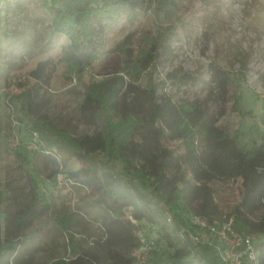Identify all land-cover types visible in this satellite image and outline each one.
Segmentation results:
<instances>
[{
	"label": "trees",
	"instance_id": "1",
	"mask_svg": "<svg viewBox=\"0 0 264 264\" xmlns=\"http://www.w3.org/2000/svg\"><path fill=\"white\" fill-rule=\"evenodd\" d=\"M4 1L0 0V42ZM46 5L53 15L54 32L67 41L56 59L39 60L29 73L31 78L19 82V111L50 146L82 160L79 171L90 186V205L99 209L96 217L106 232L105 252L75 250L71 257L49 264H132V251L144 226L155 229L158 242L170 249L163 264H227L213 247L190 245L179 236L182 227L190 226V213L215 219L221 217V211L216 186L194 182L179 154L164 155L165 143L175 140L208 178L220 181L235 175L240 180L242 193L234 210L235 224L240 230L259 234V264H264V131L259 143L247 147L241 143L245 132L231 134L219 125L231 99L235 109L241 110V93L235 89L239 84L230 70L211 61L213 85L207 94L176 101L166 87L180 88L196 76L179 66L159 83L138 84L141 71L155 62L160 36L145 35L136 56L130 33L117 51L131 69L132 80L123 87L114 81L92 84L80 104L81 116L91 132L73 134L33 102L28 86L31 79L50 83L58 64L64 66L66 77L82 75L100 58L107 31L120 20L132 22L142 9L170 17L180 0H48ZM23 162L32 185L30 205L12 212L0 190V264H31L17 261V255L32 235L35 220L50 211L30 171V162Z\"/></svg>",
	"mask_w": 264,
	"mask_h": 264
},
{
	"label": "rangeland",
	"instance_id": "2",
	"mask_svg": "<svg viewBox=\"0 0 264 264\" xmlns=\"http://www.w3.org/2000/svg\"><path fill=\"white\" fill-rule=\"evenodd\" d=\"M48 0H5L1 8L3 30L0 42V190L7 196L5 205L12 212L29 208L31 180L24 171L23 159L39 183V192L50 211L38 217L32 235L22 245L17 261L49 264L73 251L105 252L106 232L91 206L90 186L83 173L82 160L50 146L31 129V122L19 111V82H26L39 60L56 59L66 37L54 32ZM133 33L134 52L139 55L143 37L159 38L154 64L141 71L142 86L165 80L166 73L182 67L196 79L180 88L168 85L176 101L204 97L210 86L209 64L217 61L232 72L241 110L231 99L219 125L228 132H245L241 143L247 147L261 141L264 128V0H180L175 14L165 17L142 9L132 22L120 20L106 34L99 59L82 75H64L57 65L51 82L31 79L33 102L57 125L75 135L91 132L79 107L92 84L114 81L123 87L132 80L131 69L117 46ZM31 78V77H30ZM24 84V83H23ZM164 90V89H163ZM162 88L159 90L163 92ZM179 154L196 183L216 186L221 216L234 214L241 198L240 180H213L200 173L183 145L165 143L166 156ZM146 227V228H145ZM141 233L158 235L144 226ZM170 249L158 242L152 264L165 263ZM103 264H108L104 261Z\"/></svg>",
	"mask_w": 264,
	"mask_h": 264
},
{
	"label": "built area",
	"instance_id": "3",
	"mask_svg": "<svg viewBox=\"0 0 264 264\" xmlns=\"http://www.w3.org/2000/svg\"><path fill=\"white\" fill-rule=\"evenodd\" d=\"M188 220L190 226L182 227L179 231L183 241L190 245L213 247L227 264H259V234L237 228L234 214L210 219L208 216L190 213ZM152 231L155 232V229ZM141 232L139 244L132 251V264H149L158 245L153 234Z\"/></svg>",
	"mask_w": 264,
	"mask_h": 264
}]
</instances>
